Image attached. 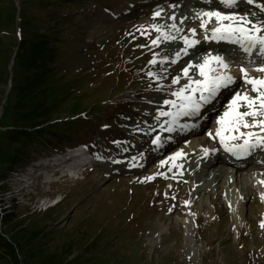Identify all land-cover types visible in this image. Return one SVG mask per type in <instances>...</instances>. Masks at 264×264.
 <instances>
[{
	"label": "rangeland",
	"instance_id": "374dc122",
	"mask_svg": "<svg viewBox=\"0 0 264 264\" xmlns=\"http://www.w3.org/2000/svg\"><path fill=\"white\" fill-rule=\"evenodd\" d=\"M118 1L72 2L76 10L74 12L70 7L69 12H72L66 16L71 24L59 28L63 38L68 40L65 44L67 49L61 52L65 53L61 60L56 58L58 64L67 70L64 73L59 68L58 72L59 76L64 74L66 94L59 96L61 100L57 103L60 106H54V99L49 103L50 109H56L48 113L51 120L48 121L46 116L40 118L47 123L55 122L49 129V135L55 129L65 131L51 141L57 140V146L62 148L85 139L91 148L90 155L98 154L100 150L111 154L113 150L125 163L127 159L132 161V155L145 149L149 152L146 154L150 156L149 161L143 170L132 172L118 170L115 162L108 165L102 161L103 167L94 163L85 168L89 171L83 179H60L61 185L52 186V190L59 192V198L63 199L57 205L44 209L47 207L45 200L37 199L46 197V194L38 196L32 186H27L25 191L21 189L33 171L31 165L28 172L23 169L39 154L43 153L39 155L40 162L53 150L45 146L41 151H32L31 156L22 158L24 162H14L13 154H10L14 151H10L12 145L25 140L0 138L6 145L0 148V185L3 183L5 191L10 190L0 194V216L9 211L15 219V223L5 226L6 220L0 218V235L4 238L0 239V264H47L43 261L55 258L76 264H264V229L259 226L264 215L261 204L252 197L249 181H237V186L241 184L240 189L249 194L246 206L232 201L227 194L220 197L218 192L205 193L201 182L207 179L204 180L206 186L209 178L197 176L195 179L189 166L182 163L179 169L191 172L189 182L193 186L188 183L175 185L171 190L174 198L165 195L164 190L169 188L165 178L163 183L158 178L141 182L145 177H154L164 157L150 162L153 150L149 143L146 145L148 140H141L143 135L139 136V141L137 137L127 138L126 135L134 131L133 123L140 124L137 128L145 124L157 125L147 113L144 99L156 92L159 83L167 80L166 83L171 84L172 78H161L162 81L157 83L155 78L147 75L149 71L163 73L159 65L149 64L153 58L151 42L146 44L148 35L137 30V26L144 22L147 24V16L118 21L112 33L101 39L92 37V32L100 25L98 23L107 20V15L110 17L114 3ZM21 7H26L40 19L38 28L27 30ZM253 9L248 6L239 12L244 15L255 12ZM54 10V5L47 6L45 0H0V106L4 105L7 92L13 90L11 70L15 53L11 54L12 50L25 44L24 39L33 38L52 27ZM53 26L59 27L57 24ZM49 76H52L51 71L46 73V77ZM44 81L45 77L39 85L42 89ZM53 82V78L47 79V84ZM15 83L24 87L31 82L21 78ZM48 89L53 91V87ZM35 93L33 91L31 95ZM19 98L23 100L25 95L17 92L9 100ZM4 110L2 120L8 123L5 119L8 106L5 105ZM36 122L31 121L30 124ZM72 128L82 130L73 134L70 132ZM127 139L136 147L123 154L121 148L123 146L124 150ZM183 146L178 143L176 149ZM106 158L112 160L107 154ZM151 167L154 172H150ZM78 170L81 172L82 168ZM197 173L203 175L199 170ZM212 181L216 183L217 179L213 177ZM30 188L32 190L28 191ZM42 189L47 187L42 186ZM161 189L163 192L159 191ZM175 197H182L178 204ZM186 201L188 205L185 206ZM183 217L185 223L181 220ZM32 232H36L35 237L31 236Z\"/></svg>",
	"mask_w": 264,
	"mask_h": 264
},
{
	"label": "snow or ice",
	"instance_id": "6c2138e0",
	"mask_svg": "<svg viewBox=\"0 0 264 264\" xmlns=\"http://www.w3.org/2000/svg\"><path fill=\"white\" fill-rule=\"evenodd\" d=\"M202 2L209 6L215 3L229 11H220L211 7L209 10L197 11L193 19L198 21V25L187 30L180 25H183L188 17L181 18L179 25L175 22L166 26L150 25L149 27L158 33L156 38L151 40L152 46L159 47L161 43L165 42H180L183 47L176 50L171 57L164 56L159 61L156 59L159 53H154L149 64L176 65L182 57L189 55V49H194L202 43L197 38L199 29V34L203 36L204 42L237 46L243 54L241 63L254 65V71L261 73V75L251 76L246 68L241 66L239 68L241 76L235 77L229 74L230 65L225 57L209 51L199 57V63L189 61L182 68L181 75L172 77L170 86L158 85L156 87L155 91L166 93L170 98L163 99L162 106L158 108L153 119L159 124L161 132L172 133L195 127V123L191 125L181 123V118L187 117L195 121L196 118L202 117L203 110L213 105L223 90L231 89L233 95L222 114L216 118V127L212 131H208L206 135L212 140L218 138L219 146L225 153L236 159H244L252 155L257 149L264 150V19L261 18V15L264 14V4H258L256 0H202ZM242 2L255 5L259 9V13L239 14L235 9ZM161 12V9L155 10L152 14L153 19L160 17ZM169 19L176 21L177 17L173 15ZM165 28L168 30H164ZM137 30L142 35L148 32L144 26ZM162 71L167 72L168 69L162 68ZM147 75L155 79L167 78L152 71H149ZM193 75H198L201 78L194 79ZM181 79H185L186 82L181 84ZM238 82L240 83L237 88ZM175 85L180 86L173 88L172 86ZM163 106H167L168 110L165 111ZM162 117H167V119L160 123ZM149 128L151 131H155L152 125H149ZM148 134L150 135L151 132ZM164 142L165 138L160 135H156L151 140V144L156 148L161 147ZM124 151H127V148ZM215 152L216 148L211 150L207 147L203 148L205 157ZM182 155H184L182 152H177L169 159L174 161ZM113 162L119 163V161ZM165 163L167 161H161V166ZM132 166H139L136 156L132 157ZM173 167L176 165L173 164ZM158 174L163 175V173ZM153 178V176L145 177L141 182ZM259 183L264 185V180L259 181ZM260 198L264 200V193L261 194ZM185 204L187 205L188 202L186 201ZM259 226L264 229V220Z\"/></svg>",
	"mask_w": 264,
	"mask_h": 264
},
{
	"label": "bare ground",
	"instance_id": "6f19581e",
	"mask_svg": "<svg viewBox=\"0 0 264 264\" xmlns=\"http://www.w3.org/2000/svg\"><path fill=\"white\" fill-rule=\"evenodd\" d=\"M134 3L140 4L139 6H141V7L143 6V9H144V7H147L149 4L153 3V6L147 8L146 10L141 11L139 13V15L137 16V18L144 17V16L150 17V19L148 20V23L146 24L144 22L142 25L146 24L145 28H147L149 31H152L153 33H155L154 38H156L158 33L153 31L149 27L150 25H153V24H159V25H164V26L169 25L172 22V20H170L169 17L175 15L177 17L178 21L181 18L188 17V19H185L184 24L187 25V28H190V27L196 26L197 20L193 19V17L197 11L201 10V7H199L198 4L190 3V0H119L118 2L114 3V12L110 14V17L107 15V20H104V21L101 20L100 23H98L100 25L96 31L92 32V35H93L92 37H95L97 39H101V38H103V36H106V34L112 33L113 27H116L118 24L116 22L120 21L123 18L122 14H125V15L126 14H132L130 12V9ZM157 9L162 10L161 16L153 19L152 14ZM238 10H240V8L235 9V11H237V12H238ZM105 11H108V10H105ZM225 11H229V10H225ZM130 18H132V17H130ZM253 19H255V18L253 17ZM142 25L137 26V29L140 28ZM164 30H166V28ZM197 38L200 39L202 41V43L197 45L196 48H194V49H189V55L182 57V59L176 65H171V64H167V63L164 65H160L159 63H157V65H159V67L168 69L167 72H163V73L158 74V75L161 77L166 76L167 77L166 79H171L176 74H182L181 73L182 68L184 66H186L189 61H192L193 63H199L200 62L199 57L208 53L209 51H211L213 54L220 53V49H218L216 47L209 46L210 45L209 42H204L202 35L197 36ZM169 43L170 42H165V43H161L159 45V47H156V46L153 47L154 48L153 54L159 53V56L156 57V59L158 61L164 56L171 57L176 50L183 47V44L180 42L176 45H172V47H171V45H169ZM228 71H229V73L232 72L233 76H236L239 74L237 71H234V70L230 71V69H228ZM190 75H192L191 72H190ZM200 78L201 77H196L195 79H200ZM162 79H156V82L158 83L159 81H162ZM166 81L167 80L161 82V84L159 83V85L170 86L171 84H167ZM185 82H186L185 79H181L180 83L183 84ZM239 83L240 82H238L237 88L239 87ZM179 86L180 85H175L172 87L178 88ZM222 93H224V95L220 96L219 101H223L224 104L221 103L219 108L216 110V112L220 111L219 115L222 114V112L224 111V108L226 107L227 103L229 102L231 96L233 95V90L227 91L226 93H225V90H223ZM253 95H255V94H253ZM165 98H170V97H168L166 93L157 92V91L152 92L145 97L144 100H145V105L147 108V113H149L151 115L152 119L157 114L158 108L160 106H162V101ZM163 107H164L165 111L168 110L167 106H163ZM166 119H167V117H162L160 119V123H163ZM180 122L181 123H188L191 125L193 123V120L189 119L187 117H182ZM138 125H140V124H136L134 126L137 129V132H138L137 134L140 137H141V135H143L142 138L146 141L148 140L146 142V145H148V143H149L150 147H152L153 151H151V152L153 154L154 159H157L159 157H164V161H167V163L164 164L165 171L163 174V178L167 179L168 187L172 188V187H175V185H178V181L176 179L172 178L173 175H176V176L178 175L177 177L180 179H181V177L188 179L187 181L180 182V185H184V184L188 183L191 186H193L189 182V180H190L189 177L191 175V172L193 174L192 177H195V179L197 178V176L198 177L205 176L206 178H208V176H206L204 174L203 175L198 174L196 169L191 168L192 164L189 160L190 159L189 155H192L195 152H198L199 153L198 157H201L203 155V153H202L203 148H205L204 146L213 141L212 139H210L206 135V133L202 134L203 132H207L208 129H207V131H204V128L202 127L200 129V131H198L197 133L193 134L192 136L186 138L185 139V144H186L185 148L175 150L174 149L175 147L172 146V148L170 150L162 152V150L158 151V149H160L161 147L163 148V146H166L167 144H169V142H167L165 140V142L162 144L161 147L156 148L154 145L151 144V140L156 135H160L163 138L167 139L174 134H180L181 132L192 129L193 127H189L188 129H186L184 131H175L172 133H168V132H161L159 124H157V125L154 123L151 124L155 128V131H151V129L149 128V126L147 124L142 126V128H137ZM215 127H216V125L214 122V123H212V127L210 128V131H212ZM149 132H151L150 135L148 134ZM55 142H56V140H54L53 143L56 144ZM126 145H129V144H126ZM138 150H139L138 152H140L139 147H138ZM142 150L143 151L140 152V154L142 153L143 155L138 154L137 159H138V165L139 166H136V167L132 166L131 160L127 159L125 161V163H123L121 158L116 157L115 161H119V163H116V167H118V170H121V171L122 170H128L129 172H132L133 170H139V171L143 170L144 165H146V161H147V159L150 158V156L146 155V154H149L148 151H145V149H142ZM177 152H182L184 155H182V157H180V158L175 159L174 161L170 160L169 158L173 157L175 155V153H177ZM104 153H102V151L100 150L98 154L96 153L94 155H95L96 159H102L104 156ZM155 154H157V155H155ZM67 158H69V157H67ZM75 158H77V157L71 156L70 161H73ZM78 159L79 158H77V160ZM108 159L109 158H106L103 160L104 164L112 165V163ZM202 159H204V156L201 158V160ZM106 161H108V163ZM178 163L188 165L189 168L191 169V172H188L185 169H179L175 172V169L178 168V165H179ZM173 164H175L176 167H173ZM77 167H78L77 165H74L72 170L69 169L70 171H72V173H71L72 175H75ZM109 167L115 168V166H109ZM169 168H171L173 171L172 170L169 171ZM152 169L153 168L151 167L150 172H154V169L153 170ZM182 174H184V175H182ZM224 175H225V168L222 167V168H220L218 174H216V176H215V178L217 179L218 185H217V183H214L215 186L212 190L207 189L208 188L207 185L204 186V180H207V179H204L201 182V185L203 186L205 193H208V195H211L214 192H218L219 196H222L221 190H222V188H224L223 185L226 183L229 186L231 185L229 189H231L234 192L233 197H232V201L236 200V201L240 202L238 197L241 196L240 192L241 193L243 192V190L240 189V187H242V185L241 184L238 186L232 185L233 180L227 181V176H226V179L224 180V178H225ZM237 175H239L238 177H240L241 180H245V178L248 176L247 171L242 170V169H240L239 174H237ZM20 181L24 182L23 179H21ZM198 182H200V180ZM24 184H25V186H23L24 188H27V186H29V184H27V183H24ZM170 188H168V190H164V191H166L165 195L168 196V198L173 197L171 194V191H169ZM198 188H199V186H197L196 189H198ZM159 191L163 192V189H161ZM255 201H258V200L255 199ZM45 203L47 206V204H48L47 200H45ZM243 206H246V204H243ZM261 210L264 211L263 206H261ZM181 220H183L184 223L186 222V219L184 217Z\"/></svg>",
	"mask_w": 264,
	"mask_h": 264
},
{
	"label": "trees",
	"instance_id": "16d2710c",
	"mask_svg": "<svg viewBox=\"0 0 264 264\" xmlns=\"http://www.w3.org/2000/svg\"><path fill=\"white\" fill-rule=\"evenodd\" d=\"M47 2V6L54 5L55 10L52 12V27H49L44 30L42 33H38L35 37H29L26 40V43L23 44L21 47L18 46L17 51L15 52L14 57V66H12V73H13V90L10 92H7V98L4 102L3 106V115L0 118V138L5 139L10 138L12 140L23 138L25 142L12 145V148L10 151L14 149V151L10 154H13L14 162L23 161L22 158L31 156L32 151L39 152L41 151L45 146L50 145L49 142H51L54 139V136L65 132L60 131V129H55L52 135H49L50 128L53 126V123H47L46 120H42L41 116L48 117V121L51 120L48 113H50L51 110H56L55 108L50 109V104L52 103V100H55L54 106L61 104H58L57 100L60 99V95L66 94L67 84L63 81V76L58 75L59 68H61L64 73L67 71L64 69L63 65H59V61H56V58L58 60H61L63 54L61 52H65L64 50L67 49V46L65 47V44L68 42L66 38H63L62 34H59V27H54V24H57V19L59 17V12L61 11L65 6L66 3H70L69 1L65 0L62 3L59 4H53L55 1L59 0H45ZM75 1V0H73ZM21 14L22 18L25 20V27L27 30H32L33 28H38L40 26V19L38 20L35 13H32L31 11H27L26 7H21ZM8 23V22H6ZM5 23V24H6ZM64 26V25H63ZM10 44V43H9ZM13 51V50H12ZM12 53V52H11ZM23 66V68H22ZM22 70H27L26 72H23ZM35 72H28L33 71ZM48 71L52 72V76H49L54 79L53 84H47V79L49 77H46V73ZM44 81V88H40L39 85L41 81ZM29 80L30 84L29 86L19 87L16 81L20 79ZM34 87V89H33ZM48 87H53V91L49 90ZM33 91H36L35 94L31 95ZM20 92L22 96L25 95V98L23 100L17 99L15 101H10V97L13 96L15 93ZM62 98V97H61ZM23 103V104H22ZM58 104V105H57ZM8 106V112L5 117V119L8 121V123L3 122L2 118L5 116V110L4 106ZM27 105V106H26ZM17 109V110H15ZM57 112V111H56ZM52 117V116H51ZM71 119V118H70ZM76 119V118H74ZM36 120L37 122L32 125L30 124L31 121ZM84 120V118H83ZM15 126V129H14ZM25 130H23V128ZM82 130L77 128L70 129V132H73V134L77 133L78 131ZM85 140V139H84ZM83 140V142H84ZM3 141H0V148H4L6 145H4ZM18 152H20L18 154ZM6 154V153H4ZM22 154V155H20ZM3 154H1L2 156ZM22 159V160H20ZM25 160V159H24ZM24 162V161H23ZM0 192L2 193L5 191L4 186L0 185ZM62 201V200H61ZM59 201V203L61 202ZM12 212H5L3 215L0 216L1 220H6L5 226L11 222H14V217L12 216ZM15 223V222H14ZM21 226V224H20ZM3 232V231H2ZM36 232H32V237H35ZM0 239H3L0 235ZM8 239V238H7ZM8 247V253H10L11 250L9 244L6 245ZM19 246L16 248L18 250ZM19 254V250H18ZM47 264H76V263H70L69 261H66V259H47L43 261Z\"/></svg>",
	"mask_w": 264,
	"mask_h": 264
},
{
	"label": "water",
	"instance_id": "95a60500",
	"mask_svg": "<svg viewBox=\"0 0 264 264\" xmlns=\"http://www.w3.org/2000/svg\"><path fill=\"white\" fill-rule=\"evenodd\" d=\"M1 114H2V106H0V116H1Z\"/></svg>",
	"mask_w": 264,
	"mask_h": 264
}]
</instances>
